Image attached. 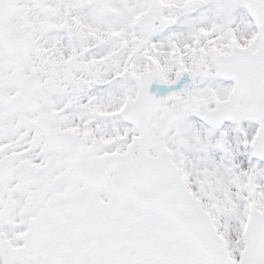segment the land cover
<instances>
[{"label":"snow or ice","instance_id":"6c2138e0","mask_svg":"<svg viewBox=\"0 0 264 264\" xmlns=\"http://www.w3.org/2000/svg\"><path fill=\"white\" fill-rule=\"evenodd\" d=\"M0 264H264V0H0Z\"/></svg>","mask_w":264,"mask_h":264}]
</instances>
